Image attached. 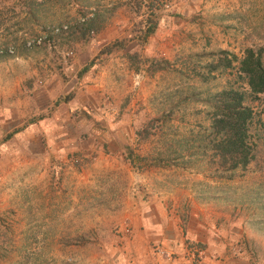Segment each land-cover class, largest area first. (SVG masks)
<instances>
[{
  "label": "rangeland",
  "instance_id": "374dc122",
  "mask_svg": "<svg viewBox=\"0 0 264 264\" xmlns=\"http://www.w3.org/2000/svg\"><path fill=\"white\" fill-rule=\"evenodd\" d=\"M249 49L264 65V0H0V264H264Z\"/></svg>",
  "mask_w": 264,
  "mask_h": 264
},
{
  "label": "trees",
  "instance_id": "16d2710c",
  "mask_svg": "<svg viewBox=\"0 0 264 264\" xmlns=\"http://www.w3.org/2000/svg\"><path fill=\"white\" fill-rule=\"evenodd\" d=\"M152 19H148L151 21ZM92 19L85 20L83 26H87L91 30ZM158 22L153 23L148 28V34L153 33L157 28ZM241 72L248 79L249 85L255 94H264V65L262 55L253 49L247 51L246 57L241 63ZM221 112L222 116L216 121V125L220 132L223 133V150L225 152H234L237 156L244 155V160L239 164L247 165L250 161L246 155V138L248 136L247 122L252 117V111L243 106L242 94L238 91L229 90L221 93Z\"/></svg>",
  "mask_w": 264,
  "mask_h": 264
},
{
  "label": "crops",
  "instance_id": "0c3cea01",
  "mask_svg": "<svg viewBox=\"0 0 264 264\" xmlns=\"http://www.w3.org/2000/svg\"><path fill=\"white\" fill-rule=\"evenodd\" d=\"M183 262V260H182V258L179 260V263H182ZM184 263V262H183ZM174 264H176V262L174 263ZM185 264V263H184ZM188 264V263H187Z\"/></svg>",
  "mask_w": 264,
  "mask_h": 264
}]
</instances>
